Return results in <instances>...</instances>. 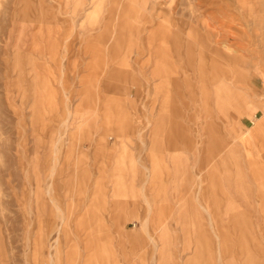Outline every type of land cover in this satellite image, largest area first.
<instances>
[{
	"label": "rangeland",
	"instance_id": "1",
	"mask_svg": "<svg viewBox=\"0 0 264 264\" xmlns=\"http://www.w3.org/2000/svg\"><path fill=\"white\" fill-rule=\"evenodd\" d=\"M0 264H264V0H0Z\"/></svg>",
	"mask_w": 264,
	"mask_h": 264
},
{
	"label": "crops",
	"instance_id": "2",
	"mask_svg": "<svg viewBox=\"0 0 264 264\" xmlns=\"http://www.w3.org/2000/svg\"><path fill=\"white\" fill-rule=\"evenodd\" d=\"M216 43H218V40H215Z\"/></svg>",
	"mask_w": 264,
	"mask_h": 264
}]
</instances>
